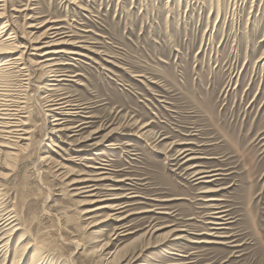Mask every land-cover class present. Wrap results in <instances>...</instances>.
Returning a JSON list of instances; mask_svg holds the SVG:
<instances>
[{
    "label": "rangeland",
    "instance_id": "374dc122",
    "mask_svg": "<svg viewBox=\"0 0 264 264\" xmlns=\"http://www.w3.org/2000/svg\"><path fill=\"white\" fill-rule=\"evenodd\" d=\"M4 24L74 53L51 89L0 50V264H264V0H4Z\"/></svg>",
    "mask_w": 264,
    "mask_h": 264
},
{
    "label": "bare ground",
    "instance_id": "6f19581e",
    "mask_svg": "<svg viewBox=\"0 0 264 264\" xmlns=\"http://www.w3.org/2000/svg\"><path fill=\"white\" fill-rule=\"evenodd\" d=\"M0 1H4V0H0ZM5 9V8H4ZM31 27V26H30ZM34 27V26H33ZM36 27V26H35ZM29 29V28H28ZM53 32L49 31L47 32V37L50 38L48 41L45 42V44L43 46H39V45H35L37 42L33 39H28L25 37V41L24 42H18V43H12L9 39H5L2 43H0V50L1 49H4L3 52H20L21 55L18 56L16 59L17 60H21L23 61L25 56L24 54H28V52L30 51L29 55H37V56H41V59H39L38 61H35L33 58H30V61L32 65H37V68L33 69V71H37V70H44L45 71V74H49V73H52L51 75L49 76H52L48 82L47 85H45L44 87L46 88L47 86H52L51 89H58V85H59V82L62 81V80H68L66 78H61L62 75H66V74H59L58 72H60V70L58 68H55V66H58L60 64H64V63H58V62H55V63H50L51 59L49 58V56L51 54H54V53H61V52H64V53H74L72 51H65L63 49H60V50H55V51H49L47 50L46 52H44V48L47 47V46H52L53 44H56V42L58 41V39L61 37V32L59 31L58 27H54L52 28ZM7 31V25H2L1 28H0V36L4 35L5 32ZM28 35V34H27ZM45 35V36H46ZM61 43V42H60ZM60 43H57V44H60ZM83 47V46H82ZM46 49V48H45ZM24 50V51H22ZM84 50V49H83ZM32 51V52H31ZM1 53V52H0ZM57 53V54H58ZM75 54H80V53H75ZM11 60V59H10ZM28 63V62H27ZM4 63H1L0 64V67L3 65ZM30 64V66H31ZM66 76H72V75H66ZM73 77V76H72ZM46 80V79H45ZM47 80V81H48ZM58 82V83H57ZM65 98V97H64ZM64 98H59V101L55 100V99H50L49 101L50 104L49 106L51 107L50 110L55 111V110H60V115H58V117L55 119V121H58V120H62L63 117L61 116L62 114H71V107H70V102L68 100H64ZM67 98V97H66ZM14 103V102H13ZM22 110V109H21ZM48 110V109H47ZM18 112V111H17ZM51 112V113H52ZM56 112V111H55ZM74 113V112H73ZM9 114V113H8ZM11 114V113H10ZM13 114V113H12ZM17 114V113H16ZM17 116V115H15ZM45 121V120H44ZM64 123V122H63ZM60 124L62 123H54V126L52 127L51 129V133H56V132H59V131H62L63 129L62 128H58L60 126ZM49 127V126H48ZM77 127V126H76ZM143 127H146L145 125ZM44 133V132H43ZM146 134V133H145ZM157 138V137H156ZM61 148V147H60ZM171 152V151H170ZM96 154V153H95ZM192 154V153H191ZM42 160V159H41ZM48 165V164H47ZM98 168V167H97ZM99 168H102L103 167H99ZM104 173H106L104 170L101 171L100 173H97L98 175L97 176H100V178H97V179H92L94 181H99V180H103L107 177H104ZM96 175V174H95ZM201 178V177H200ZM87 180V179H85ZM78 181V180H77ZM76 181V183H77ZM79 182V181H78ZM88 183V181H86ZM81 183V182H80ZM75 185V184H74ZM79 185V184H78ZM88 187V186H87ZM93 187V186H92ZM79 188V187H78ZM83 188V187H82ZM91 188V186L89 187V189ZM96 188V187H95ZM98 188V187H97ZM76 189V188H75ZM81 189V188H80ZM92 189V188H91ZM82 190V189H81ZM84 190V189H83ZM89 191V190H87ZM91 191V190H90ZM93 191V190H92ZM40 195V194H39ZM94 195V194H93ZM83 197V196H82ZM108 206V205H107ZM105 207V206H104ZM91 211V210H90ZM6 216V215H5ZM69 231V230H68ZM92 257V256H91ZM44 264V263H43Z\"/></svg>",
    "mask_w": 264,
    "mask_h": 264
}]
</instances>
